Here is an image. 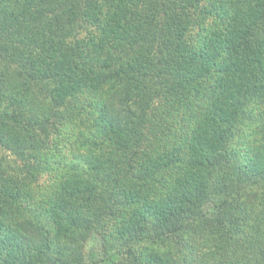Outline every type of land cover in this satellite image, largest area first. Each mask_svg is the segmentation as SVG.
I'll return each mask as SVG.
<instances>
[{"label":"trees","instance_id":"1","mask_svg":"<svg viewBox=\"0 0 264 264\" xmlns=\"http://www.w3.org/2000/svg\"><path fill=\"white\" fill-rule=\"evenodd\" d=\"M0 264H264V0H0Z\"/></svg>","mask_w":264,"mask_h":264},{"label":"rangeland","instance_id":"2","mask_svg":"<svg viewBox=\"0 0 264 264\" xmlns=\"http://www.w3.org/2000/svg\"><path fill=\"white\" fill-rule=\"evenodd\" d=\"M98 242L97 239H91L87 245V250L89 251L90 254L98 253Z\"/></svg>","mask_w":264,"mask_h":264}]
</instances>
